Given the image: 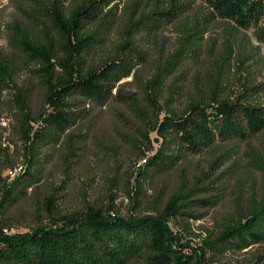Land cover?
<instances>
[{
    "label": "trees",
    "instance_id": "16d2710c",
    "mask_svg": "<svg viewBox=\"0 0 264 264\" xmlns=\"http://www.w3.org/2000/svg\"><path fill=\"white\" fill-rule=\"evenodd\" d=\"M120 1L10 0V17L5 19L0 11V32L6 33L7 48L21 57L29 77L43 91V108L35 114L28 92L14 81L12 59L0 47V105L8 92L7 102L14 110L8 121L26 160L22 171L0 185V212L24 198L39 181L51 160L49 149L64 145V169H71L75 137L70 131L92 107L120 103L145 128L146 132L137 128L139 137L149 131L163 136L137 169L138 191L148 180L176 168L187 155L264 134V103L253 99L258 92L254 85L231 96L217 79L205 89L195 86L183 97L176 79L167 82L194 49L192 38H183L162 67L146 81L139 80L138 94L122 92L120 87L124 78L137 80L135 59L142 53L134 37L149 24L156 28L173 20L187 25L198 15V1L208 13L204 24H192L188 34L219 20L264 42V0H155L149 10L140 0L127 9L119 7ZM96 49L103 51L101 58L89 64ZM256 142L258 149L250 155V202L226 211L228 217L218 230L208 233L202 246L183 242L172 228L181 223L186 228L195 217L191 211L196 202H209L198 198L208 192L201 178L192 183L182 180L165 201L157 193L148 202L147 213L140 215L121 216L111 211L113 207L85 198L81 208L61 213L51 191L40 206L49 223L12 234L0 226V264H211L225 253L264 242V137ZM237 150L233 144L232 153Z\"/></svg>",
    "mask_w": 264,
    "mask_h": 264
},
{
    "label": "rangeland",
    "instance_id": "374dc122",
    "mask_svg": "<svg viewBox=\"0 0 264 264\" xmlns=\"http://www.w3.org/2000/svg\"><path fill=\"white\" fill-rule=\"evenodd\" d=\"M9 1L0 0V11L5 19L12 14ZM133 1L137 0H121L119 7L127 9ZM154 1L140 0V5L149 10ZM196 6L198 15L187 25L167 20L156 28L149 24V29L135 35V43L142 53L135 59L138 62L135 67L137 80L134 76L121 80L122 92L138 94L139 80L146 81L158 67H162L183 38H192L196 43L194 49L189 51L182 67L167 81L176 79L175 82L185 92L183 97L194 92L195 86L205 89L218 79L231 96L254 85L258 92L253 99L264 103V42H257L250 31H239L230 23L219 20L188 34L186 30L194 27L192 24L197 21L199 26L204 24L203 17L208 13L204 4L197 1ZM5 35L2 30L0 47L13 61L14 81L26 89L30 106L38 114L43 108V91L29 77L21 57L7 48ZM115 39L113 35L111 41ZM103 51L96 49L89 57V64H96ZM8 94L4 93L0 105V152L4 154L0 158V185L10 182L26 165L21 143L8 121L14 115L7 102ZM140 127L146 132L137 117L120 103L114 101L103 107H92L89 114L70 131L75 137V155H69V160L73 162L71 169H64V145L49 149L51 160L39 175V181L28 188L24 198L0 212V226H4V232H25L49 223V217L40 211V206L45 195L51 191L57 195L56 202L61 213L81 208L85 198L102 207L111 206V211L121 216L140 215L147 213L148 202L157 193L165 201L178 189L182 180L192 183L201 178L208 192L198 198L208 199L209 202H196L195 209L191 211L195 217L188 220L186 228L182 226L184 223L172 225L183 242L199 247L210 231L220 228L228 217L226 211L248 205L252 172L249 173V170L253 164L250 155L256 152V141L264 134L237 145L230 142L210 152L187 155L176 168L148 180L143 184V191H138L135 179L137 169L163 137L156 131L139 137L136 130ZM233 144L238 148L236 154L231 151ZM211 264H264V242L225 253Z\"/></svg>",
    "mask_w": 264,
    "mask_h": 264
}]
</instances>
